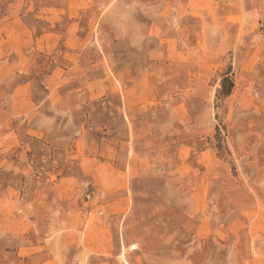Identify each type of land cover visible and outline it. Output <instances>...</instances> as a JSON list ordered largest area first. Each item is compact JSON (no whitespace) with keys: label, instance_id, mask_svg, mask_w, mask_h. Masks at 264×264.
<instances>
[{"label":"rangeland","instance_id":"1","mask_svg":"<svg viewBox=\"0 0 264 264\" xmlns=\"http://www.w3.org/2000/svg\"><path fill=\"white\" fill-rule=\"evenodd\" d=\"M0 264H264V0H0Z\"/></svg>","mask_w":264,"mask_h":264},{"label":"trees","instance_id":"2","mask_svg":"<svg viewBox=\"0 0 264 264\" xmlns=\"http://www.w3.org/2000/svg\"><path fill=\"white\" fill-rule=\"evenodd\" d=\"M234 84L230 78H224L222 81V87L218 90L219 94L229 95Z\"/></svg>","mask_w":264,"mask_h":264}]
</instances>
